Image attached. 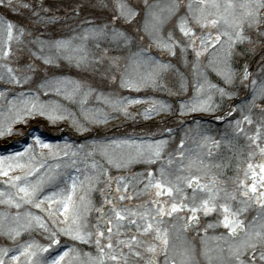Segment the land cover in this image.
<instances>
[{
	"label": "snow or ice",
	"instance_id": "1",
	"mask_svg": "<svg viewBox=\"0 0 264 264\" xmlns=\"http://www.w3.org/2000/svg\"><path fill=\"white\" fill-rule=\"evenodd\" d=\"M97 6L108 8L111 16L100 22L85 17L73 29L75 34L67 38H42L44 33H41L27 42L35 46V51L29 49L30 54L45 66V75L34 86L26 88L33 80L29 73L36 70L35 66L28 64L22 70L13 67L10 60L14 57L13 45H24L23 38L33 33L10 19L9 13L19 15L21 9H27L35 18L34 22L45 27L59 18L48 15L50 9L44 7L43 0L36 6L23 0H0V82L11 86L0 90V138L25 135L16 131V126H27L38 117L53 125L68 121L83 135L93 126L109 123L114 118L113 113L134 119L128 111L132 105H150L142 113L144 119L170 113L172 106L164 101L120 97L100 90L105 80L116 82L117 79L118 86L128 91L162 87V74L174 66L151 55L153 45L172 57H176L179 50L186 67L189 66L188 55L193 57L190 62L193 95L187 100L181 99L173 115L215 113L219 108L215 97L232 96V92L209 79L208 69L225 85H232L238 77L240 83L250 89L251 98L237 106L241 118L227 119L234 115L236 107L217 117L231 130L229 139L216 140L208 130H200L201 121L194 119L192 124L196 128H189L172 152H166L169 140L163 138L155 141L94 139L79 144L67 141L59 144L46 141L38 134V129H33L27 134L30 143L26 140L22 149L0 155V177L5 178L4 187L0 189V205L6 206L5 211H0V236L15 243L23 234L38 231L47 243L29 239L15 248L0 247V264H160L161 254L163 264H198L195 246L185 234L199 229L200 214L212 213H217V221L208 224L200 237L206 264H264V162H251L257 155L264 158V56L255 78L246 63H241L239 71L233 67L234 57L240 54L237 46L253 43L245 26L255 29L257 40H264V27H261L264 0H188L186 5H182L181 0H164L163 3L143 0V31L150 43L147 48L135 51L129 47L131 38L116 27V22L130 24L139 11L128 0H112L111 6L105 0H98ZM182 7H186V12L179 15ZM74 12L79 17V11L74 9ZM173 17H177L174 28L164 34L163 26ZM210 28L216 29L215 34L208 31ZM102 42L118 48L123 42L128 50L123 57V69L122 57L108 56L109 49L102 48ZM210 50L214 51L205 65L201 57ZM105 60L107 69L99 71ZM61 62L79 72L98 74L100 80L93 86L87 83V77L81 80L47 74L49 69H58ZM141 68L146 71L141 72ZM14 88L20 91H12ZM187 90L188 81L180 74L179 92L168 91L180 95ZM93 96L102 106L89 105ZM61 101L75 105L76 110ZM256 108L262 116L254 133L249 134L242 125L253 124L251 112ZM166 131L171 139L173 130ZM193 131L195 146L186 148L185 140ZM240 134L248 141L249 162L246 169H240L243 178L237 177L235 188L228 191L210 175L211 169L218 165L206 162L205 157L211 156L212 149L222 143L233 145ZM225 136L229 133L225 132ZM136 162L159 167L155 172L147 170L137 181L143 187L133 186L129 193L130 182L122 176L113 178L109 170ZM101 182L109 193L101 206L94 207L85 196L77 201L78 189L92 192ZM187 189L192 190L191 195ZM113 192L119 195H111ZM145 196L153 198L134 206L125 203ZM235 201L239 206L233 208ZM253 207L258 211L246 222L242 217ZM93 210L98 217L90 226L88 215ZM220 226L226 230L224 233L208 237V229ZM61 237L72 243L61 246ZM209 240L214 243L209 244ZM77 245L93 246L96 254L82 252Z\"/></svg>",
	"mask_w": 264,
	"mask_h": 264
},
{
	"label": "rangeland",
	"instance_id": "2",
	"mask_svg": "<svg viewBox=\"0 0 264 264\" xmlns=\"http://www.w3.org/2000/svg\"><path fill=\"white\" fill-rule=\"evenodd\" d=\"M35 1L34 0H30V1L29 0H23L24 3L33 4L34 6H36V5H38L40 3V0H37L36 1L37 3L35 5ZM51 2L55 4V6L57 8L55 10V12H57V14H58L57 17L59 18V20L57 21L58 24L56 25V28L53 31V38H55V39H58L57 37L59 35L63 34V28L61 27V25L67 19H69V24L72 23V20H75V22H81L85 17L90 18V19H95L97 22H100V21L106 20L112 14L109 11L108 8L98 7L97 6L98 5V0H52ZM128 2L139 11V15L130 24L129 23H122L120 21H117L116 25H119L120 27H123L125 29L124 32L126 33V35L131 38L132 43H131V45L129 47H131L133 45V47H136V48H147V46L150 43V41H149V38H148L147 34H145L144 31H143V24H144V18H145L143 0H128ZM153 2H154V0H149V3H153ZM160 2L163 3L164 0H160ZM181 2H182V5H186L188 3V0H181ZM221 2H223V0H221ZM47 3H48V0H43L44 7L49 8L47 6ZM105 3L109 4V6H111L112 0H105ZM66 6H69L70 9L68 10V8ZM74 9L79 11V14H80L79 17H77L75 15ZM24 11H27V9H24ZM185 12H186V7H182L179 15H183ZM176 22H177V17H173L171 20H169L163 26L164 34H167V32L169 30H172L174 28ZM33 24L34 23H32V27H33ZM19 25L23 26V27H25L27 29V27L31 26V18L29 16H25L23 18L22 22L19 23ZM263 27H264V25H263ZM64 29L67 30L68 28L64 27ZM208 31H211L213 34H215L216 29L210 28V29H208ZM245 31H246V34H249L252 37L253 43H251V44H249L248 42L244 43L245 45H246V43L248 44L247 48L242 51V54H241L240 58H236V56L234 57L233 67L236 68L239 71L241 63H244L243 62L244 60H246L247 58H250V61L253 62V66L251 64L250 65L247 64V65H248V68L250 69V72L253 74V78H255L260 73V67H261L260 60H261V57L264 56V40H257L255 29H251L250 30V29L247 28V26H245ZM175 34H176L177 37L180 36V33L178 32V30H176ZM32 36L36 37L38 35L37 34H33ZM32 36H27L28 40L33 39ZM141 37H143V39H141ZM25 39H26V37H25ZM121 43L123 45V42H121ZM101 47L102 48L105 47V48L109 49L108 56H111L112 51H110V50H116V48H117V46H113V44H110V43H108V45L101 44ZM27 48L31 49L32 51L36 50L35 46H31V47H27ZM243 48H244V46H243ZM13 49H14V52H15V56L10 60V63L12 64V66L16 67L17 66V62H18L19 59L22 61L21 62V67L27 66L28 64H26L25 61L23 62V58H22V54L24 55V53L22 52L21 54H19L20 51H21L20 50V46L16 45V46H14ZM127 51L128 50L126 49L125 51L121 52L122 56L125 57L127 55ZM160 51L161 50H158L153 45L152 48H151V52L152 53H150V54H152V55H161V54H163V55L160 56L161 59L164 57V55H168L166 52L161 53ZM29 53H30V51H29ZM206 55L207 54H205V56L201 57V61H202L203 64H204L205 57H207ZM189 56H192V55L190 54V55H188V57ZM256 56H257V59H256ZM29 57H32L31 54H29ZM191 59H192V57H191ZM161 62L170 63L173 66H175V64L172 61L167 60V58L162 59ZM207 73L212 74L213 77H215L216 79L220 80L222 86L227 91L233 93L231 97H239V96L242 97V98L246 97L245 100H249L251 98L250 89L246 88L243 84H241L238 77H237V79L235 80V82L232 85H225L223 83V81L219 77H217L214 72L211 71V69H208ZM169 77H171L170 74H169V76H167V74H166V78L168 79ZM109 83H111V82H109V80H105L103 86L106 85V84H109ZM114 86L116 87V89H115L116 95H118V92H120V88H119L117 83L109 84V85L105 86L104 88H101L100 90L104 91L106 94L107 93H112L113 92L112 88ZM161 94L162 93H157L156 94L157 95V100L165 101V99L163 98V96ZM192 95L193 94H191V96ZM93 98L94 97H92L90 99H93ZM189 98L190 97H187L186 100L189 99ZM245 100H243L242 103H244ZM242 103H240L239 105H241ZM232 107H235V105L232 106ZM238 110H239V108L236 110L234 115L229 117V118H234L237 115H239L240 111H238ZM175 111L170 112V113H165V115H163L164 117L162 118L163 120L159 121V122L169 123V124H166V127H167L166 129L182 126L181 125V119L183 117L179 118V116H177V117L175 116L176 118H174V120H171V117H173L172 113H175ZM112 115L114 117L113 119H115V120L111 119L109 121V123L110 124H115V126H118V125L121 124L120 120H124V121H129L130 120L128 118H125L124 116H122L121 119H119V118L117 119L115 117L114 113ZM251 115L253 117H256L257 121L259 123V121L261 119V116H262L260 110L258 108L253 109L252 112H251ZM133 116H134V114H133ZM166 118L167 119L169 118V120H167ZM153 121H151L148 124H146V126L143 127V128H140L137 125L140 128L138 131H136V130H128L127 133L130 134V135L125 134L124 132L126 130H122V129L116 130L114 132V134H112V136H110V137L109 136L105 137L104 135H102L103 136V140H110V139H117V138L118 139H121V138H132V137H136L138 139H144V138L149 139L150 138L151 141L153 139L155 141V140L161 139V138L168 139L169 136H167L166 129H164L163 126H161V124L159 122L155 123L156 121H154V122ZM55 125L59 126L60 123L58 122ZM102 126L103 125H101V127ZM242 126L244 128L247 127L246 124H244ZM173 137L177 138V135H174ZM2 145H4V144H2ZM176 146L177 145L174 144L173 150L176 149ZM244 150H245L244 156L240 157L237 160H235V164H232V165L228 166V175L226 174V176H224L223 173H222V175H219L217 173L216 174L215 173H210L211 175L219 176L218 178L216 177V179L219 182V186L220 187L226 188L228 191H232L235 188L234 181L236 180V178L237 177L243 178V172L240 171V169H242V168L246 169V165L249 162L248 159H247V153L249 152V148L248 149H244ZM169 152H172V150L170 149ZM251 162H253V163L264 162V158H262L259 155H257L256 157L253 158V160ZM136 163H139V162H136ZM131 164L135 168V166H134L135 163H131ZM131 164H128V165L122 167L119 170H124L125 168H129L130 169L131 168ZM140 164H144V163H140ZM142 166H143V169H146V170H152L153 167H155L156 170L158 169V164H156V165H147L146 164V165H142ZM257 171H258V169H257ZM109 175H110V172H109ZM61 179H63V177H61ZM247 183H249V185L251 184V179L250 178L247 181ZM112 195H119V194L114 192ZM238 206H239L238 201L232 202V207L233 208H236ZM3 207L6 208V206L0 205V211H4ZM94 207H96V205ZM11 211L15 212L14 209H12ZM22 211H23V209H22ZM32 211L35 212L37 210L33 209ZM257 211H258L257 207L250 208L248 210V212L242 218H244L246 220V222H247L248 220L252 219L256 215ZM97 217H98V214L95 213V211L93 210V212H92V214L90 216V221H91L90 224H91V226L94 225V223L97 220ZM204 217H205L204 229H205V227L208 224L216 223L217 218H218L217 213H212V214H210L208 216H204ZM204 229L199 232L200 233L199 236H195V234H197V233L186 234V236H188L190 238L201 237V236L204 235ZM225 231L226 230L222 226H220V227H217L215 229H208L207 233L211 235L210 237H213V236H217V234L219 236L222 233H224ZM36 233H38V235H37V237L35 239L36 241H38L41 244L47 243V241L44 240L43 237L39 235V232H33L32 234H36ZM28 238H29V234L25 233L21 237H19L15 243H13L9 239H7V237L3 236V239H2L3 243H2V245L0 247L15 248L18 244L27 242ZM61 239H63V241L61 240V246L65 245V243H68V244L72 243L70 241H66V239H64L63 237H61ZM212 242H214V241H212ZM194 246H195V249H196L197 245H194ZM201 248H202V246H201ZM158 260L160 261V264H163L164 256L161 254L158 257Z\"/></svg>",
	"mask_w": 264,
	"mask_h": 264
},
{
	"label": "trees",
	"instance_id": "3",
	"mask_svg": "<svg viewBox=\"0 0 264 264\" xmlns=\"http://www.w3.org/2000/svg\"><path fill=\"white\" fill-rule=\"evenodd\" d=\"M58 7V6H57ZM68 8V10L70 9L69 6H66ZM57 9V8H55ZM55 9L53 11L52 14H50L49 16H58L57 12H55ZM56 25L58 24V22L55 23ZM72 25V26H71ZM68 28L67 30L64 29ZM79 26V22H75V20H72V23L69 24V19L65 20L63 22V24L61 25V27L63 28V34L59 35L58 38H66L69 37L71 35H74L75 33L73 32L74 28H77ZM122 26V25H121ZM116 27H118L121 31H124L125 29L123 27H120L119 25H116ZM263 27V25L261 26ZM44 28L46 29L45 31H43L44 36L42 38H53V32L51 31V29L48 26H44ZM41 34V33H40ZM39 34V35H40ZM103 45H108L107 42L104 43L102 42ZM115 45V44H114ZM247 43L246 45L244 44H240L237 46L236 51L238 53H240L239 55L236 56V58H240L242 51L244 49L247 48ZM90 47H92V43L89 44ZM116 46V45H115ZM244 46V48H243ZM133 47V45L131 46V48ZM105 48V47H104ZM29 49L27 47H24L23 49H21V51L24 53V55L22 54V58H23V62L25 61L26 64H33L35 66V71L29 73L30 75H32L33 80L30 82V85H26L25 87H29V86H34L37 82H39L45 75V66L39 61V60H33L32 57H29ZM94 52L96 51L95 48L92 49ZM116 50L121 53L123 51H125L126 49L123 47L122 43L121 46L118 48H116ZM133 50V49H132ZM134 51V50H133ZM21 52V53H22ZM161 53H164L163 51H160ZM152 53V52H151ZM117 52L113 51L112 55H116ZM152 55V54H151ZM190 55V54H189ZM154 57H156L157 59H159L160 61L162 60L159 55H153ZM168 56V57H167ZM192 56H189L187 59L189 61V66H185L184 62H183V58L181 57L179 50H177V56L176 57H172L169 54L166 55L165 58H167V60L172 61L175 64L176 70H175V75L177 77V80H173L172 84H168L167 87H162L161 88H144L139 92L134 93L133 98H151V99H155L157 100V93L158 91L161 89L162 93H163V98L166 99V95L167 100L170 102V104L176 103L178 102L177 99H179V97H177V95H172L169 94L168 90H171L172 92H179V89H177L176 83L178 85H180V74L185 75L186 73H188L189 68H190V62ZM254 57V56H253ZM164 59V58H163ZM257 59V56H256ZM207 60V59H206ZM204 60V61H206ZM255 60V59H254ZM244 63L248 64V65H252L253 66V62L250 61V58H247L246 60L243 61ZM36 63H38L40 65V67H36ZM103 65H107V60H105ZM27 67V66H26ZM185 67V68H183ZM56 74V75H63V76H69L71 78L74 79H81L83 80L84 78H86V73L85 72H79L77 69L67 65L65 62H61V66L58 69H49L48 70V75H52V74ZM188 81L189 84H191V79L190 78V82H189V77L186 76L185 77ZM175 81V82H174ZM113 92H115L116 87L114 86L113 88ZM125 95H128V90L127 89H122ZM112 92V93H113ZM188 93V92H187ZM186 93V94H187ZM50 97H42V99H49ZM53 99H60L59 97H52ZM233 98V97H232ZM62 103H65L66 106L72 108L74 111L76 110L75 105H71L68 104L66 101H61ZM89 105L92 106L93 105V101H89ZM150 106L149 104H137V105H132L129 108V112L132 114L138 113L137 116H134L135 118H139V117H143L142 113L144 111V109ZM223 110V109H222ZM253 124L252 125H247L246 124V128L245 131L248 132L249 134H253V132L255 131V127L258 124L257 118L253 117ZM115 120V119H113ZM140 119H138L137 121H139ZM60 125H53L51 123H49L45 118H36L33 120H30L28 125H17L16 126V131H20L22 133H24L25 135H21V136H9L6 138H0V155L3 154H8L17 150L22 149L25 145L24 142L27 140L29 143L31 142V138L27 135L28 133H30L33 129H38V134L41 135L42 138H44L46 141L51 142V143H65L70 142L73 144H79V143H84L86 141H90V140H101L100 137H102V135H106V133H110V131L112 129H114V132L118 129H120L121 127L115 126V124H106L103 125L101 127V125L99 126H93L91 128V130L89 132L84 133L83 135H80L71 125L68 121H61L59 122ZM145 124H141L139 126H144ZM115 126V127H114ZM252 126V127H251ZM57 137V140H54V142H52L51 140L53 138ZM242 138V139H241ZM218 140L220 139V136L217 138ZM240 139L242 140V143L245 145L246 149H248V141L245 139L243 134H240ZM4 144V145H2ZM2 145V146H1ZM5 146V147H3ZM220 149H222V144L220 145ZM37 151H39V149L37 148ZM5 178L0 177V189H3L4 185L2 183V181ZM83 196V191L81 190H77L76 193V199L79 202V197ZM4 211L6 210L5 207H3ZM37 235L36 234H31L29 235V239H36ZM3 236H0V246L3 243ZM65 239V238H64ZM27 240V241H28ZM63 241V239H61ZM71 242V241H70Z\"/></svg>",
	"mask_w": 264,
	"mask_h": 264
}]
</instances>
